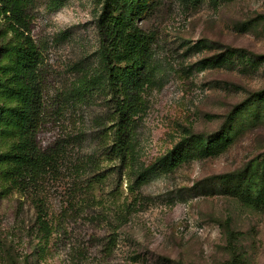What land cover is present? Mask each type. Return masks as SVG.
I'll use <instances>...</instances> for the list:
<instances>
[{
	"label": "rangeland",
	"instance_id": "374dc122",
	"mask_svg": "<svg viewBox=\"0 0 264 264\" xmlns=\"http://www.w3.org/2000/svg\"><path fill=\"white\" fill-rule=\"evenodd\" d=\"M28 1L54 159L34 195L0 197V264H264V0H126L153 37L128 159L110 149L103 0Z\"/></svg>",
	"mask_w": 264,
	"mask_h": 264
},
{
	"label": "trees",
	"instance_id": "16d2710c",
	"mask_svg": "<svg viewBox=\"0 0 264 264\" xmlns=\"http://www.w3.org/2000/svg\"><path fill=\"white\" fill-rule=\"evenodd\" d=\"M30 6L28 0H0V197L11 192L34 195L54 159V149L41 147L37 141L48 115V67L42 48L31 34ZM96 26L105 63L104 87L111 104L110 149L118 159H128L134 148V116L142 108V87L153 71L149 61L153 37L136 25L126 0H103ZM56 99L59 103V96ZM260 99L259 96L257 100ZM229 139L228 131H223L212 135L209 142L218 148ZM182 150L177 145L164 157L156 170L157 177L182 161ZM145 178L144 171L137 174L139 181ZM261 181L253 203L260 199L264 203V177ZM37 207L39 228L45 232L42 203ZM118 219L114 233L121 227L124 215Z\"/></svg>",
	"mask_w": 264,
	"mask_h": 264
}]
</instances>
